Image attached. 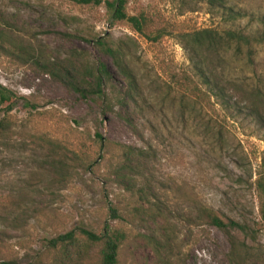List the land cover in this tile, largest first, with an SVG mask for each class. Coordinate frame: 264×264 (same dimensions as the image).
<instances>
[{"label":"rangeland","instance_id":"374dc122","mask_svg":"<svg viewBox=\"0 0 264 264\" xmlns=\"http://www.w3.org/2000/svg\"><path fill=\"white\" fill-rule=\"evenodd\" d=\"M102 1L93 6L74 0H0V29L13 31L16 45L36 56L17 57L8 43L0 48V86L17 97L9 115L0 105V122L11 126L0 139V264H54L59 252L51 240L82 228L101 234L108 226L128 235L118 264H166V256L168 264H236L235 248L240 254L244 240V254L250 255L246 264H264V202L257 187L264 183V123L242 104L232 102L228 110L216 104L179 40L203 29L250 33L264 16V0H129L130 15L146 13L170 33L156 43L127 22L115 23ZM231 10L233 16L239 13L237 20ZM76 32L80 37L72 41L65 36ZM99 35L131 45L140 90L129 108L121 110L115 100L124 84L113 61L83 39ZM74 50L108 64L113 101L105 107L69 91L35 63L38 58L60 62ZM226 59L216 68L220 76L264 90V46L255 57L256 71L232 51ZM118 112L131 117L136 130ZM97 134L105 147L93 144ZM41 139L87 155L91 167L76 162L59 178ZM118 144L151 152L137 188L151 189L168 206L170 223L162 224L167 232L135 213L139 197L125 190V182L116 183ZM201 206L247 222V236L228 237L196 224L192 217ZM112 207L123 218L114 220ZM100 249L72 250L73 264H101Z\"/></svg>","mask_w":264,"mask_h":264},{"label":"trees","instance_id":"16d2710c","mask_svg":"<svg viewBox=\"0 0 264 264\" xmlns=\"http://www.w3.org/2000/svg\"><path fill=\"white\" fill-rule=\"evenodd\" d=\"M74 1L78 4L93 6H100L103 2L102 0ZM128 4L129 0L105 1L109 15L115 23L127 22L144 39L156 43L163 36L170 34L167 29L155 26L153 19L146 13L130 15L127 11ZM233 12V10L230 11V16L237 20L239 13L233 16ZM259 24V27L250 33L234 29L224 31L203 29L181 35L179 40L187 52L188 59L193 67V73L202 86L206 88L207 94H210L217 102H220V104H216L222 105V108L225 110H228L232 102L236 106H241L242 104L246 106L251 114L259 119V122L264 123V90L248 83L227 80L223 76H220L216 70L217 66L223 67L226 64L227 53L230 51L239 60H244L248 68L253 71L257 70L255 57L258 53V48L264 46V16L259 18ZM13 36L14 32L8 28L0 29V48L4 50L6 47L5 43H8L15 46L14 50H16V53H13V55L21 57L23 54V58L26 60H29V58L34 59L36 56L32 53V50L24 51L18 47L13 40ZM65 36L71 41L80 37L77 32L65 33ZM83 39L88 44L93 45L102 58H109L113 61L117 74L124 84L123 89L115 97L120 109L129 108L131 100L136 103L139 99L140 80L137 75L135 62L133 61V54L130 53L129 46L131 45L128 42L117 43L110 37L102 35L91 38L83 37ZM129 40L134 45V40L132 38ZM18 48L20 49L18 50ZM35 63L46 75L52 76L74 94H78L88 100H98L104 104V107L113 101V96L109 95V89L113 87V76L108 64L105 62H93L84 53L74 50L70 58L60 62L48 63L38 58ZM16 99L17 97L10 90L0 86V105L6 115H9L14 110ZM184 104L185 101H183V106ZM107 108L110 113L114 110L109 107ZM116 114L132 129L136 130L131 117L121 115L119 112ZM10 127V123L7 120L3 119L0 122V139L6 138ZM39 142L49 149L48 158L50 160V167L59 178H64L66 174L73 171L74 163L76 162H81L83 168L87 170L91 167V162L88 160L87 155L85 157H82L80 154L77 155L72 149L58 141L41 139ZM92 142L100 147L106 146L99 134L92 139ZM115 151L118 163L114 173L116 183L122 186V183L125 182L127 184L125 190L133 194V196L139 197L141 202L135 208V213L147 218L153 226L157 225L158 231L167 232V226H163L162 224L170 223V219L166 217L168 206L157 195H153L151 189L146 188L147 191H150L148 193L144 188H137L138 183L144 178L142 171L147 169L151 152L123 144L116 145ZM257 187L259 195L264 202V183L259 181ZM110 212L114 220L123 218L119 214L117 207H112ZM261 213L264 219V203ZM192 220L199 225L215 227L224 232L228 237H232L235 233L243 236H247L248 234L247 222L235 217L219 215L215 210L205 206L198 208ZM127 239V233L120 228L114 229L108 226L101 234L82 228L78 232L71 231L51 240L50 246L53 250L59 252V256L55 259L54 264H73L75 256H73L72 250L82 252L83 249L94 245L101 246L99 251L101 264H118L121 248ZM145 239L151 240L149 236H145ZM82 241L85 242V245L82 244ZM244 242L246 240L242 241L238 249L241 252L240 254L237 253L235 248L236 254L234 253L233 262L236 264H246L250 259V255L244 254L246 253ZM158 249H164L162 244ZM243 257L246 258V261L243 260ZM165 258L166 264H168L167 261L171 262V258L167 256Z\"/></svg>","mask_w":264,"mask_h":264}]
</instances>
